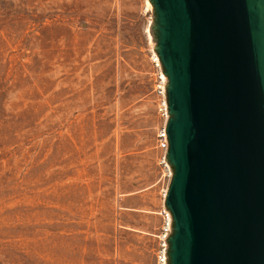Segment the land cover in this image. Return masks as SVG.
Instances as JSON below:
<instances>
[{"label":"rangeland","instance_id":"374dc122","mask_svg":"<svg viewBox=\"0 0 264 264\" xmlns=\"http://www.w3.org/2000/svg\"><path fill=\"white\" fill-rule=\"evenodd\" d=\"M146 1L0 0V264H150L119 209L160 177Z\"/></svg>","mask_w":264,"mask_h":264},{"label":"water","instance_id":"95a60500","mask_svg":"<svg viewBox=\"0 0 264 264\" xmlns=\"http://www.w3.org/2000/svg\"><path fill=\"white\" fill-rule=\"evenodd\" d=\"M168 78L169 264H264V0H149Z\"/></svg>","mask_w":264,"mask_h":264},{"label":"built area","instance_id":"2783aa9c","mask_svg":"<svg viewBox=\"0 0 264 264\" xmlns=\"http://www.w3.org/2000/svg\"><path fill=\"white\" fill-rule=\"evenodd\" d=\"M153 64V82L152 93L157 115L160 122L156 131V147L160 151L158 156V165L160 167L159 180L163 183L162 196L165 199L169 183L173 175V169L167 160V152L169 147L167 122L170 117L169 103L167 97L168 78L165 74L161 60L157 54L152 58ZM162 224L158 233V245L156 249V264H169L168 250L169 237L173 230V215L169 209L163 205L161 211Z\"/></svg>","mask_w":264,"mask_h":264},{"label":"crops","instance_id":"0c3cea01","mask_svg":"<svg viewBox=\"0 0 264 264\" xmlns=\"http://www.w3.org/2000/svg\"><path fill=\"white\" fill-rule=\"evenodd\" d=\"M162 188L163 183L159 180V177H156L148 186L123 193L119 198L120 216L129 214V220L123 222L122 227L129 230L139 241L146 243L150 264H156L158 233L162 224L160 211L164 205ZM148 193H154L155 195L152 202L146 203ZM145 216L152 217L151 227L138 221V218L142 220ZM137 247L139 248V244H137Z\"/></svg>","mask_w":264,"mask_h":264},{"label":"bare ground","instance_id":"6f19581e","mask_svg":"<svg viewBox=\"0 0 264 264\" xmlns=\"http://www.w3.org/2000/svg\"><path fill=\"white\" fill-rule=\"evenodd\" d=\"M146 4H147V7L148 8H151L152 7V4H151V2L149 0L146 1Z\"/></svg>","mask_w":264,"mask_h":264}]
</instances>
